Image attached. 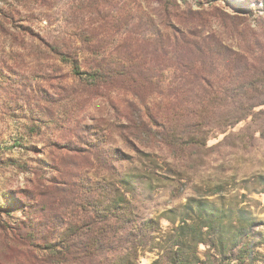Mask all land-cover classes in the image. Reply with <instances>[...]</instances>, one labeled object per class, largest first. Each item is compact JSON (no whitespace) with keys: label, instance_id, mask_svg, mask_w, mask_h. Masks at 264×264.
Segmentation results:
<instances>
[{"label":"rangeland","instance_id":"obj_1","mask_svg":"<svg viewBox=\"0 0 264 264\" xmlns=\"http://www.w3.org/2000/svg\"><path fill=\"white\" fill-rule=\"evenodd\" d=\"M177 28L258 77L219 57L195 89ZM57 48L150 69L94 82ZM0 264H264V0H0Z\"/></svg>","mask_w":264,"mask_h":264},{"label":"trees","instance_id":"obj_2","mask_svg":"<svg viewBox=\"0 0 264 264\" xmlns=\"http://www.w3.org/2000/svg\"><path fill=\"white\" fill-rule=\"evenodd\" d=\"M192 35H195V33L190 32ZM189 33V34H190ZM175 41L169 42L170 38L166 36V42L163 44L164 48V56H163V62L162 64H166L167 66L173 65L174 67H179L180 71L182 72V76H185L186 74L191 77H195V81L198 84L195 89L203 90L207 86H212V82L208 79V75H213V71L211 68H216V59L222 58L224 59L223 62L226 64V66H232V69L235 70V72L238 74V78H245L252 76V79L255 77H258V72L253 67V63H250L246 60L243 55L239 54L238 52H233L232 49L225 46L223 43L217 41L216 39L210 40L209 37L203 38L202 40H188L187 35L180 29H175V32L172 33ZM83 43V41H81ZM85 42V41H84ZM176 44H181L184 46L187 52H182L180 54V58H175V56H172L169 54L172 47ZM68 48V47H67ZM232 51V52H231ZM57 54L59 58L66 63H69L72 69L73 74L79 76L80 78L91 80V81H102L108 80L110 76L121 74L123 76H131L133 70L136 68H145V70L150 69V67L147 65L145 58L142 57V55L134 56L133 52L131 55V52L126 49L121 56H116L117 61L122 64V68L119 66L113 68L110 66V61L113 60V57L110 56L102 58L99 60V63L96 68L89 70H82L80 65V57L78 50H69L61 51L57 48ZM205 55L212 56L209 60L205 59ZM109 58V59H106ZM128 62V63H126ZM118 64V62H117ZM120 65V64H119ZM228 67L225 68L226 71H228ZM207 73V74H206ZM206 74V76L204 75ZM253 82V81H252ZM251 84V83H250ZM236 85H239L241 87L245 86L241 81L237 82ZM252 85V84H251ZM196 86V85H195ZM196 104L200 105V111L203 112L204 109L207 108L209 104H211V101L205 100L204 98H201V101ZM222 104V102L214 101L213 105ZM260 104V103H258ZM198 112V109H196ZM93 243L82 245V256H92L95 252H97L98 249H100L101 246V240L96 239L93 240ZM67 244V241L65 242ZM61 248H65L67 252L66 256L68 254H71L69 251H67V247L64 245H58ZM58 246L51 245V248L54 252H57ZM92 252V253H89ZM68 260V258H67ZM60 262H66V261H60Z\"/></svg>","mask_w":264,"mask_h":264}]
</instances>
